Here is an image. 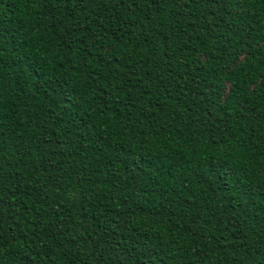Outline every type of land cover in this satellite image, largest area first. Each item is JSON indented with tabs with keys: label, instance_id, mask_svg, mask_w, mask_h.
Returning <instances> with one entry per match:
<instances>
[{
	"label": "trees",
	"instance_id": "1",
	"mask_svg": "<svg viewBox=\"0 0 264 264\" xmlns=\"http://www.w3.org/2000/svg\"><path fill=\"white\" fill-rule=\"evenodd\" d=\"M0 264H264V0H0Z\"/></svg>",
	"mask_w": 264,
	"mask_h": 264
},
{
	"label": "snow or ice",
	"instance_id": "2",
	"mask_svg": "<svg viewBox=\"0 0 264 264\" xmlns=\"http://www.w3.org/2000/svg\"><path fill=\"white\" fill-rule=\"evenodd\" d=\"M155 3H160V0H154ZM229 90H230V86H229Z\"/></svg>",
	"mask_w": 264,
	"mask_h": 264
}]
</instances>
